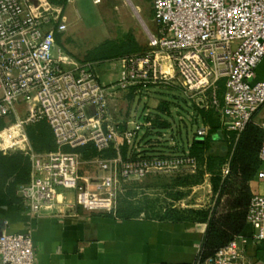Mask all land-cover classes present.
Instances as JSON below:
<instances>
[{"label":"built area","instance_id":"built-area-1","mask_svg":"<svg viewBox=\"0 0 264 264\" xmlns=\"http://www.w3.org/2000/svg\"><path fill=\"white\" fill-rule=\"evenodd\" d=\"M63 8L51 0H0V118H13L0 129V151L28 158L29 179L17 186L16 194L33 212L66 203L114 213L121 181L155 171L195 170L196 160L188 153L121 156L119 148L132 152L134 141L152 123L145 119L118 128L111 101L119 92L135 86L146 94L157 82L175 79L185 91L197 93L222 80L216 110L224 130L235 132L236 138L264 104V79L254 80L264 57V0H151L155 29L148 34L150 49L122 57L119 79L109 84L99 80L91 62H78L57 45L55 33L67 28ZM42 120L51 130L55 149L36 152L26 127ZM261 127L256 172L260 180L264 122ZM207 131L201 124L196 137ZM88 143L96 150L88 162L101 171L95 178L79 174L86 161L74 150ZM108 148L115 156L103 157ZM228 172L226 161L221 176ZM246 223L255 241L264 239V191L251 194ZM0 258L2 264H36L31 232L0 231ZM194 264L250 263L236 236Z\"/></svg>","mask_w":264,"mask_h":264},{"label":"crops","instance_id":"crops-1","mask_svg":"<svg viewBox=\"0 0 264 264\" xmlns=\"http://www.w3.org/2000/svg\"><path fill=\"white\" fill-rule=\"evenodd\" d=\"M66 5L67 3L64 5L63 14L66 26L70 28L65 13ZM64 32L55 33L59 34V43H56L76 61L82 62L83 55L91 46L80 50L78 43L74 47L76 49L72 50L70 46L74 42L73 38ZM89 38L91 39V35ZM104 61L109 60L91 62L94 71L95 67ZM117 62L120 64L119 69L108 73L110 79L106 84L119 79L121 62ZM128 90L127 96L131 99L139 93L135 86ZM114 101H111V105ZM157 106L155 113L142 108L141 116L136 118L133 114L117 113L113 108L112 118L118 128L131 127V122H142L145 119L151 120L152 123L156 115L162 117ZM220 128L224 129L221 123ZM163 129L144 128L140 133L144 144L132 152L139 153V156H152L159 153L156 150L164 151V148L154 147L156 144L150 139L153 131L158 133ZM212 144L217 145L215 149L214 146L211 147L214 153L225 154L226 144L223 141H215ZM188 146L190 147V144ZM262 167L264 169V165ZM248 186L251 193L262 192L264 179H258L255 174L249 180ZM211 193V199L205 208L208 211L205 220H162L146 217L143 213L136 217L120 218L105 212L86 211L66 203L51 211L33 212L20 201L0 205V231L15 233L29 230L36 264H194L215 199V194ZM4 221L7 223L3 224ZM238 236L244 259L250 264H264V239L255 241L253 229L248 224Z\"/></svg>","mask_w":264,"mask_h":264},{"label":"rangeland","instance_id":"rangeland-1","mask_svg":"<svg viewBox=\"0 0 264 264\" xmlns=\"http://www.w3.org/2000/svg\"><path fill=\"white\" fill-rule=\"evenodd\" d=\"M65 13L72 29L67 26L64 34L72 36L74 41L70 46L72 50L76 49L74 47L78 43L77 47L84 50L105 39L120 40L126 33H131L140 44L141 50L139 53L147 52L150 49L148 34L155 29L152 21L151 0H100L97 4H94L92 0H74L67 3ZM89 35H91V39ZM84 36L86 39H84ZM121 58L104 61L95 67V72L102 83L109 82L108 73L110 71L119 69L120 64L117 61ZM255 73L254 80L264 79V57L256 67ZM135 96L133 95L131 99L130 96H127V93L119 92L114 104L111 105L112 109L114 108L117 113L120 112L121 114H133L132 116L136 118L141 116L142 108L145 107L150 110V113H155L157 104L164 102L168 109L165 114H161V118L165 119L169 126L158 133L153 131L150 135V139L156 144L154 147L164 148V151L156 150L159 153L154 155L164 156L188 153V145L196 137V129L203 124L196 107L216 109L221 103L222 93L218 85L203 92L189 93L174 79L157 82L150 87L146 94L138 93ZM23 109L24 107L19 108L21 113ZM131 109L132 113H130ZM3 119L7 124L13 118L8 116ZM253 121H257L258 124L264 122V104L254 114ZM142 138L139 135L134 141L133 152L144 144ZM212 146L215 149L217 145L212 144ZM109 149L112 148L102 152L103 157H107L104 154ZM133 152L126 147V159L134 158L135 155L139 154ZM133 154L135 155L133 156ZM140 156L148 157L150 155ZM83 159L86 162L81 165L80 175L95 178L101 174L95 163L88 162L89 158ZM196 171L197 165L193 172L179 168L167 172L155 171L142 179L121 181L116 206L119 203H129L133 208L148 209L152 216L161 212L163 208L170 204L181 210L188 208L194 210L205 209L212 195L208 173L203 174L199 183L177 189L185 192L184 197L179 200L173 201L169 195L170 191H168L169 187L175 186L178 179H181L185 173L193 174Z\"/></svg>","mask_w":264,"mask_h":264},{"label":"trees","instance_id":"trees-1","mask_svg":"<svg viewBox=\"0 0 264 264\" xmlns=\"http://www.w3.org/2000/svg\"><path fill=\"white\" fill-rule=\"evenodd\" d=\"M53 3L66 4L65 0H51ZM59 43V34L55 35ZM140 44L131 33H126L120 40L105 39L99 44L88 49L82 57V62H95L113 60L125 55L139 53ZM223 93V81L217 82ZM167 105L161 102L157 106L160 114H165ZM202 123L208 126L205 136L195 137L190 143L189 156L195 158L197 171L193 174L185 173L178 179L175 186H170V197L173 201L184 197L183 187L197 184L201 181L204 173L210 175L212 192L215 194L211 214L207 219V226L200 250L196 260L213 255L220 247L227 244L234 237L238 236L246 223L247 205L251 197L248 186L249 180L260 168L258 151L263 136V129L253 120L248 122L245 128L236 134L220 128L219 117L216 109H203L196 107ZM5 120L0 118V129L4 126ZM152 127L157 129L167 128L169 123L156 115L152 120ZM31 145L36 152L50 151L55 149L52 133L45 121H39L26 127ZM223 141L226 144L225 154H217L212 151V143ZM75 151L81 153L83 158H90L96 154L91 143L77 147ZM119 153L126 159V146L119 148ZM107 157L115 155L114 149H109L104 154ZM135 154H133L134 156ZM228 161L229 172L221 176V168ZM30 164L26 156L20 152L0 151V205H10L21 201L16 194L18 185L29 179ZM181 177V176H180ZM207 209L194 210L177 209L171 204L163 208L154 216L150 215L146 208H133L128 203H119L114 213L105 212L120 218L136 217L143 213L146 217H157L162 220H205Z\"/></svg>","mask_w":264,"mask_h":264},{"label":"water","instance_id":"water-1","mask_svg":"<svg viewBox=\"0 0 264 264\" xmlns=\"http://www.w3.org/2000/svg\"><path fill=\"white\" fill-rule=\"evenodd\" d=\"M199 138V137H198ZM200 139V138H199ZM201 140V139H200Z\"/></svg>","mask_w":264,"mask_h":264}]
</instances>
